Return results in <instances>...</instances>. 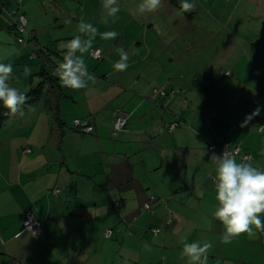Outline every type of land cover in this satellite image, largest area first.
<instances>
[{
    "label": "crops",
    "instance_id": "1",
    "mask_svg": "<svg viewBox=\"0 0 264 264\" xmlns=\"http://www.w3.org/2000/svg\"><path fill=\"white\" fill-rule=\"evenodd\" d=\"M47 1L0 0V62L19 75L37 61L42 85V109L26 135L0 141V264H187L182 240L210 241L208 264H264V233L220 242L210 161L220 152L208 150L209 141L231 143L264 168V134L252 129L264 125V110L240 127L264 109V0L244 10L240 0H196V10L183 14L179 0H163L155 12L119 14L110 26L88 13L85 22L119 35L97 36L92 51L103 58L85 55L95 81L80 90L62 87L54 70L64 54L59 45L80 34L82 18L57 26L43 11ZM13 13L26 16L25 45L16 40ZM121 47L126 71L113 68ZM33 76L16 85L24 94L36 88ZM155 89L167 96L155 97ZM118 110L128 117L121 133L113 127ZM77 119L94 132H78ZM30 212L43 224L38 237L19 235ZM107 229L115 231L110 239Z\"/></svg>",
    "mask_w": 264,
    "mask_h": 264
},
{
    "label": "clouds",
    "instance_id": "2",
    "mask_svg": "<svg viewBox=\"0 0 264 264\" xmlns=\"http://www.w3.org/2000/svg\"><path fill=\"white\" fill-rule=\"evenodd\" d=\"M161 7L163 0H142L137 5V10L144 14L155 12ZM196 7V0H179V14L191 13ZM102 8V23L107 25L110 18L115 23L120 12L117 0H102ZM71 23V19L65 20L66 25ZM77 27L80 34L59 45L64 54L54 70L61 86L72 90L85 89L89 81H95V76L88 71L84 57L93 50L97 36L101 40H109L119 35L116 31L100 32L93 23L85 22L83 18ZM117 51L120 60L113 68L116 71H126L129 67V55L123 47ZM15 71L12 63L0 62V102L8 110L7 115L10 117L24 115L23 106L28 104L27 95L16 86L21 83V76L14 75ZM31 74V67L25 65L23 77L27 78ZM262 110L264 109L258 106L252 113L247 114L240 127H248ZM252 129L264 134V125H256ZM210 161L215 165L212 179L217 201L213 217L224 227L220 242L227 245L245 233L249 236H254L257 232L264 233V222L260 218V214L264 213V168L255 166L247 157L240 158L238 162L236 155L229 149H225L220 155L213 153ZM182 244L181 257L187 258V264H208V254L213 248L210 241L197 240L189 243L182 240Z\"/></svg>",
    "mask_w": 264,
    "mask_h": 264
},
{
    "label": "rangeland",
    "instance_id": "3",
    "mask_svg": "<svg viewBox=\"0 0 264 264\" xmlns=\"http://www.w3.org/2000/svg\"><path fill=\"white\" fill-rule=\"evenodd\" d=\"M254 0H240L239 2V10H244L247 8V6L253 2ZM258 3V0H255ZM47 5L43 9V11L48 15L49 17H52L56 23H62L57 26L66 25L65 20L71 19L74 16L79 15L81 18L82 16L89 15L88 13H91L92 16H94L95 21L101 22L100 25H103L102 19H98L97 16L100 15L102 12H104L102 8V0H48ZM142 3V0H117V5L120 8V12L118 15H126L130 14L133 11L137 10V5ZM226 3V1H224ZM233 8L229 7L228 11H231ZM80 18V19H81ZM97 18V20H96ZM69 26L73 25V21L71 24H67ZM111 23H108L107 26H110ZM109 28V27H108ZM32 69V74H34L33 79H37L35 81V87L40 84V76H38L35 72L38 71L41 68V65H38L37 61H34L29 66ZM46 71H50V66H46ZM19 76L23 77V67L21 69V73ZM31 76L25 78L24 77V84L27 85V80L29 81ZM22 83V86L24 85ZM29 93V88L25 90V93ZM33 98L28 99V104H25L23 106V112L24 115L17 114L16 116H8L5 119V128L0 131V141H9L10 139L17 136V134H20L22 136H25L27 133L26 130V124L29 122H32V118L34 116V113L38 110L39 106L41 105L42 99L40 98ZM29 104L31 106H29ZM42 109V105H41ZM19 136V135H18ZM252 264V263H251Z\"/></svg>",
    "mask_w": 264,
    "mask_h": 264
},
{
    "label": "built area",
    "instance_id": "4",
    "mask_svg": "<svg viewBox=\"0 0 264 264\" xmlns=\"http://www.w3.org/2000/svg\"><path fill=\"white\" fill-rule=\"evenodd\" d=\"M13 15L15 17V29L14 30L16 33V40L19 44L25 45L26 39L29 38L28 31H27V19L25 15L21 13H13ZM21 18H23V22H21ZM91 54H92V57L98 61L103 58V54L101 50H94L91 52ZM153 95L155 97L160 96L164 98L167 96V92L163 89H159V90L155 89ZM259 117H261V114L257 116V118ZM127 124H128V117L123 112L118 110L115 113V119L113 123L115 133L123 132L127 128ZM73 126L78 132L83 133V134H92L95 130L92 125L86 122H83L81 120H78V119L73 121ZM177 127H178V123L175 122L170 125L169 131L173 132L174 130L177 129ZM225 149H229L230 152L234 153L236 157L238 158V160L240 158L247 157L249 161L253 163V158L250 155L243 154L239 146L233 145L231 143H225L222 147L218 148L214 143H211L210 141L208 142V150L210 151L219 150L220 154H222ZM30 152L31 150L26 151V153H30ZM53 192L55 195H60L61 190L55 189ZM155 202H156V198L151 197L150 202L144 206L143 208L144 211L148 213H152L153 204ZM24 232L30 233L33 237H38L43 232L42 221L37 219L31 212L26 214V217L23 221L22 231L19 233V235ZM114 232L115 231L112 229H107L104 233L105 238L110 239L113 236ZM153 233L155 235H158L160 233V229H153ZM126 235H130V232L127 231Z\"/></svg>",
    "mask_w": 264,
    "mask_h": 264
},
{
    "label": "trees",
    "instance_id": "5",
    "mask_svg": "<svg viewBox=\"0 0 264 264\" xmlns=\"http://www.w3.org/2000/svg\"><path fill=\"white\" fill-rule=\"evenodd\" d=\"M28 36H29V34H28ZM41 89H42V85H39L38 87L33 88L29 93L26 94L28 99L33 98L32 100H34L35 98H37ZM7 111L8 110L6 108H4L2 102H0V129L3 127L5 119L9 116V115H7ZM177 122L179 123V121H177Z\"/></svg>",
    "mask_w": 264,
    "mask_h": 264
}]
</instances>
